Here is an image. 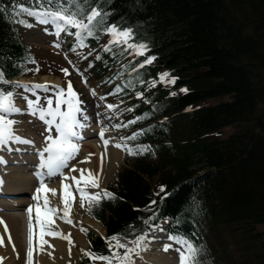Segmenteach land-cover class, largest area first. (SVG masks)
Segmentation results:
<instances>
[{
  "label": "trees",
  "instance_id": "obj_1",
  "mask_svg": "<svg viewBox=\"0 0 264 264\" xmlns=\"http://www.w3.org/2000/svg\"><path fill=\"white\" fill-rule=\"evenodd\" d=\"M63 6L80 19L91 9L102 13L81 58L93 75L108 70L107 80L122 78L115 97L141 95L128 105L127 125L142 124L131 132H141L132 148L151 149L120 167L111 184L115 199L102 198L92 216L124 244L170 217L172 234L197 247L198 264H264V0H64ZM34 7H48L47 0H0V70L8 77L21 74L28 57L13 21ZM110 26L131 30L144 55L110 43ZM230 124L239 127L209 137ZM87 233L92 253L110 255L108 241ZM78 264L100 262L84 256Z\"/></svg>",
  "mask_w": 264,
  "mask_h": 264
},
{
  "label": "snow or ice",
  "instance_id": "obj_2",
  "mask_svg": "<svg viewBox=\"0 0 264 264\" xmlns=\"http://www.w3.org/2000/svg\"><path fill=\"white\" fill-rule=\"evenodd\" d=\"M48 7H41L36 9H27L22 8L21 10L26 12L29 16H33L37 19L39 23L42 24H51L54 25L55 32L54 34L59 36L61 32H66L69 28L76 29L72 34L78 38L77 46L84 47V38L85 36H93L94 32L92 30L93 22L97 20L98 17L102 16V13L99 12L98 9H91L88 13L85 14L84 19H80L76 14L72 13L70 10H66L64 8V0H47ZM20 23H24L27 27H31V24H27L25 21H20ZM47 30V29H46ZM108 34H110L113 39L110 43H119L125 45L127 48L131 49L135 55H144L146 46L143 44H137L132 37L131 30H123L117 29L115 26H110L107 29ZM56 46L59 47V43H56ZM99 58V57H97ZM154 58H146L145 63H151ZM143 67V64L141 65ZM38 71V69H37ZM63 72L67 74V69H62ZM167 73L161 74L160 80L165 81ZM170 83H175V79L173 78ZM8 81L4 78V73L0 72V84H6ZM17 87L28 88L27 85H20L17 83ZM43 88L46 92L49 91L48 86L45 85H34L33 89ZM117 91H120V87L117 86ZM93 94H95L93 92ZM27 104V110L32 115H38L39 119L43 121L46 125L45 131L49 133L46 135L45 139L48 141L47 146L39 152L40 156V164L39 167L47 170V175L55 176L57 174L62 175V169L68 167V162L70 160L75 159L77 153L79 152V144L75 141H79L83 139L80 135V129L84 128L86 125L82 121H86L88 117L85 115L84 110L80 107L83 103L79 100L78 94L73 90L72 84L69 81L67 89L59 88L56 93L55 107H53V98L46 97V107L40 105V97L37 96L35 100L28 99L24 97ZM66 106V110H62L61 106ZM113 105H108V108H113ZM21 109L15 106L13 100V93L11 91H7L4 89H0V144H6L9 140H16L22 143H31V141L23 140L21 137L16 136L13 132V125L16 121L7 118V114L9 113H18ZM77 114H79V119L77 118ZM140 119L137 117L136 119L129 121L128 124H134L136 121ZM127 127L128 125H123ZM117 127H121V125H117ZM55 133V136L52 135ZM141 132L133 133L132 136L127 139H136ZM100 137H104L103 130L99 133ZM104 144L107 145L108 141L104 140ZM118 148H125L126 151L130 155H136L138 153L142 154L143 152L150 151V146H138L136 149L130 148L127 145L117 144ZM91 155V154H89ZM0 162H3L0 160ZM72 171H80L81 177L80 179L75 180L76 183V191L81 196V206L83 207L84 198L87 197L89 205L93 202L99 204L102 198L107 199H115L114 194L107 192V190H102L90 194L86 191L85 187H81V180H84L85 184L88 183L84 178L85 170H78L72 168ZM39 175V174H38ZM64 179H68V177H64ZM92 187H99L98 183L95 181L92 182ZM65 189H69L70 186L65 184ZM52 192L55 194V189H48L46 185L41 182V187L36 189L38 193L34 199L37 201V205H39L41 191ZM66 196H71V192H67ZM49 201L45 198L44 206L47 208ZM68 201L65 199V204L67 205ZM154 203V202H153ZM40 207H36V220L40 223L41 226V235H44L43 228L45 225L41 222L40 217ZM49 213H54L57 211L56 208H47ZM65 213V217H67V208L63 209ZM28 212V240H29V248L27 251V257L29 264H31L32 258V248L31 243L33 239V231H32V213L33 208L31 206L27 209ZM71 223V220L67 221ZM0 223H4L2 219H0ZM5 230H7V226L5 225ZM82 231H86V229H81ZM48 235L56 236L61 235L55 232H48ZM64 239H70V237H64ZM108 240V248L113 250L110 252V255H100L96 256L92 252L84 251V255L91 260H101L105 261L106 264H112V261L118 260L120 264H130V253L135 251V249H128L127 245L120 242V238L118 236H113L111 238H106ZM140 239L138 238L135 242L137 246L140 244ZM170 239L176 241V243L181 245V248H178L177 251L180 253V264H196L195 256L198 252L197 247L194 243L186 238H178L175 236L170 237ZM113 241L115 243H113ZM169 246L165 247L167 251ZM124 248L126 251L123 255H119L115 249Z\"/></svg>",
  "mask_w": 264,
  "mask_h": 264
},
{
  "label": "rangeland",
  "instance_id": "obj_3",
  "mask_svg": "<svg viewBox=\"0 0 264 264\" xmlns=\"http://www.w3.org/2000/svg\"><path fill=\"white\" fill-rule=\"evenodd\" d=\"M36 24H33V25L31 24L32 25L31 27H22L20 29V31L23 33V37L27 42H29L31 44L35 43L38 46L37 48L40 47V51L42 52V55L46 58V60L48 62L45 65V68L51 67L55 70V72H57V74L46 73L43 75H37L34 77L24 78V80L26 81L27 84H30V85L37 83L38 81L44 82L43 79L51 81V82H57V81L62 80V82H63L62 84H65V82H67V81L69 83V81H70L72 84L73 90H75V92H77L79 99L83 102L80 105V107L84 110L85 115L88 117V119L86 121H82L86 126L82 129H80V135L85 136L88 134H92L93 132H95L96 130H99V129L103 130V132H104L103 138H100L99 135H97L96 137L94 136L95 138H97V140L96 139L94 140L95 144H92V142L91 143L90 142L89 143H81V141H83V140L75 141L81 147V148L80 147L79 148H80V150H82V153L85 152L84 154H88V155L91 154L90 155L91 159L88 160V162L84 163L85 165H83L82 167L80 166V168H79V166H77V168H75V169L85 170L84 171V178H85V180L88 181V183L85 184L84 180H81L80 186L85 187L86 191L88 193L93 194L95 192L103 190L106 186H108V184L114 178L113 175L115 173L114 172L115 167L124 164V162H125L124 156L125 155H123V147H121V148L116 147L117 144L124 145V140L122 138L121 133L113 128V122H112L113 119L110 118V115H109V114H111V112L108 111L109 103L103 97L102 89L97 86L96 80H93V82H91V80L89 78H87L86 75H82V74H84V69L81 65L76 63L77 56L73 53H67L65 55L66 48L64 46L59 47L58 49H51V45L56 46L57 42L62 43L61 42V35L62 34L59 36H56V35H54V30H50V29L45 30L44 26L42 27V25H40L37 22H36ZM53 36H54V38H53ZM51 38L54 39L53 40L54 42L50 44ZM60 43H59V46H60ZM67 56H70V59L72 62L75 60V62H73V64H72V62L70 63L71 66L72 65L74 66V67L72 66V68H73L72 70L69 69L70 65L68 64L69 61H68ZM64 67L68 68V71L66 74L68 80L64 77V73L62 72V69ZM58 71L61 73H59ZM37 84H39V83H37ZM50 84H52V83L47 82V86L49 88V91L46 92L43 88H41V92L45 96V98L46 97L53 98V107H55L56 93H57L59 88H57L56 86H49ZM25 92H28V91L26 90V88H23L13 95V97H14L13 100H14L15 106H18V108H20L22 110L21 112L18 113V115L20 116L19 120L13 125V132H14V134H16V136L25 135L27 137H30V138L36 140L41 145V147L44 148L47 146V143H48V141L45 139V137L49 133H47L45 131L46 125L43 121H41L39 119V116L38 115H32L31 113L28 112L27 107L25 106L24 101H23L24 100L23 95ZM93 92L95 94H93ZM213 99L214 100H212V101H215L218 98H213ZM44 101H45V99H44ZM40 105L46 107V104L40 103ZM61 108H62V110H66V106H64V105H62ZM13 114L16 115V113H13ZM79 118L80 117L78 116V119ZM115 120H116V118H115ZM238 127H239L238 124H230V125L224 126L222 128L215 130L214 132L210 133L209 137L228 136L232 132L236 131L238 129ZM52 135H53V133H52ZM104 140L108 141L107 145L104 144ZM14 141H16V140H14ZM111 146H113V147H111ZM115 150H117V151H115ZM5 152H6V154L10 153L8 150H5ZM21 155L24 157V156H27L28 153H27V151H24L22 154H20V156ZM20 165H25V164L13 162V164H11L9 168L10 169H16ZM29 166H30V163H29ZM105 170H109L108 171L109 173L107 174V172ZM74 174L76 176L75 177L76 179H80V177H81L80 171H74ZM97 176H98V178H97ZM93 181L98 183L99 187H97V188L92 187ZM68 185L70 186V183ZM71 185H72L71 186L72 191H71L70 198L67 200V201H69L67 203V206L68 207L70 206V208L73 209L72 215L70 216V218L63 219V220L59 219V217H57V213H55V212L52 213V215H53L54 219H56V221H61V223L64 224L63 227L60 229L61 233H63V229L66 227V224L67 225L72 224V222H73L75 224V225L73 224V226H72V227L75 226L73 229L74 230L76 229L75 231H78L79 236L82 237L86 243L84 247H80L79 245L77 246L76 243L74 244V249L70 247V249L74 253V255L71 254V259L67 264H76L78 262V260L80 259L81 255L84 254L82 252V250L88 251V248H87L88 243L86 242V237L84 236V234L82 233L81 228H80L81 226H83L85 224H84V222L80 221L79 219L87 218V216L85 215L86 214L85 210H86V207H87L89 202H88L87 197H85L84 201H83V207H82L81 206V196L76 191L75 180L71 181ZM32 186L33 185H31V187ZM46 187H49V186H46ZM57 187H58V185L56 183V186H54V188L56 190L55 194H53L52 192H47V191L40 192V194H39L40 195V201H39L38 206L40 207L41 211L45 210V206H44L45 198L44 197H46V199L49 201L48 206H51V205L56 204V203H58L60 205V203H62L61 200H59V191H57ZM49 188L52 189L51 187H49ZM27 194H28V192L25 194V196H27ZM33 211L35 214L34 219H36V212H35V210H33ZM49 214H51V213H47V215H49ZM63 215H65V213H63ZM53 217H49V218L52 219ZM60 217H62V216H60ZM57 218H58V220H57ZM68 220H71V223H68L67 222ZM48 224L49 223H46V226H50ZM23 227H24V225L22 226L21 230L23 229ZM72 227H70V228H72ZM162 227H165V226L162 225ZM95 231H97V230H95ZM67 232L69 233V235L67 233H65L64 237L70 236L72 231L69 230ZM99 233H101V232H99ZM104 233H105V230H104ZM151 233H152V229L148 232V234H146V236L142 240L143 243H145V240H146L145 244L147 245L146 250L148 252L150 251V249H154V248L157 249L159 247H162L161 251L163 252V254L172 255L177 260L180 258V253L177 251L179 246L177 244L168 243L166 239H161V241L159 242L158 240H160V239H157L155 237L152 238ZM154 234L157 235V233H154ZM22 235H23V233H22ZM221 236H224L225 240H228V236H230V232L224 233V234L222 233ZM150 238H151V240H150ZM158 238H161V237H158ZM216 239H217L216 241L220 242L221 241L220 235H219V237L217 236ZM74 240H75V238H74ZM154 242H155V244H154ZM50 243H52V241ZM169 245H170V247L166 251L165 247L169 246ZM75 246L77 247V250H76ZM16 250L17 251L20 250V252H25V250L22 248V246L20 249L16 248ZM141 251L142 250H140V252H138L136 254V259H138V257L142 254ZM39 255L40 254L37 253V254H35L34 257H38ZM148 255L154 256L155 258L159 256V254H157L155 252H153V254H152V252H150L148 254H144L142 259L139 261L138 264H142L145 257ZM17 257H16V259H17ZM2 258H3V261H6V257L2 256ZM75 258H76V261L74 262ZM177 260H176V262H177ZM27 262H29V261H27Z\"/></svg>",
  "mask_w": 264,
  "mask_h": 264
},
{
  "label": "bare ground",
  "instance_id": "obj_4",
  "mask_svg": "<svg viewBox=\"0 0 264 264\" xmlns=\"http://www.w3.org/2000/svg\"><path fill=\"white\" fill-rule=\"evenodd\" d=\"M92 136L93 135L90 134L88 139H86L82 142H84V143H89V142L91 143L92 142V144H95V141H94L95 137L93 139ZM111 147H113V146H111ZM13 148H15V147H13ZM32 150H36V149H32V148L29 149L28 148L27 150H25L28 153L27 156L23 157L22 155L21 156L16 155V156H20V158H17L20 161L16 160V158L13 161V162L22 163L25 165H20L16 169H10V168L6 169V172L4 174V178L6 179V187H7L8 191H10V194L11 195L13 194L12 195L13 197L7 199V201H11V202L6 203L5 208H7V209L18 210V208H20V206H21V203H19L20 200H17L14 195L20 194L21 192L27 193V191H29V190L31 191V189H32L31 185L36 183L35 181H38L37 179H35V176L31 175V173H29V171H28L30 169V166L33 163H35V162L40 163L39 153H36L37 151L32 152ZM115 151H117V150H115ZM10 155H12L11 152L9 154L0 153V158H4V159H6V161H8V160L11 161L12 158L10 157ZM29 163H30V166H29ZM105 171L107 172V174L109 173L108 172L109 170H105ZM39 173H41V174L43 173L42 168H39ZM97 178H98V176H97ZM67 184H69L68 181H67ZM48 186L51 187L52 189H55L54 186H56V183L55 184L52 183ZM49 187H47V188H49ZM41 192H43V190ZM3 195H8V194L0 192V200H4ZM21 199L26 200L29 198L27 196H23V198H21ZM50 215H51V217H53L52 213ZM34 216H35V214L33 211L32 219L36 221V219H34ZM40 217H41V222L45 225V227L43 228L44 235L43 236L41 235V227H40V233L38 235H35L34 236L35 238L33 237V240H35V241H42V243H39L38 246H36V248H35V251H38V253H40V256L37 259L38 264H67L71 259V254L74 255V253L71 251L70 247L74 249L75 243L77 246L79 245L80 247H84L86 244L84 239L79 236L78 231H75L76 229L74 230L73 228H70L66 224V227L63 229V232H64V234L67 233L69 235V233L67 231L71 230L72 231L71 235L68 236V237H70V239H64V238L60 237V241L58 243H52V245H49L48 243L50 241H52V239L55 238V236L48 235L45 233V231L48 230L47 227H52L53 232L58 233V231L63 227L64 224L58 222L57 226L56 225L54 227L52 225L46 226V223H45L46 221L42 218L41 214H40ZM23 218H24V216L21 215L19 211H16L13 213L0 212V219H2L4 222V223H0V226L3 229H5V225H6L7 226L6 231L8 232V233L0 235V245L5 246L3 248L4 254L5 255L8 254L7 255V259H8L7 262L6 263L0 262V264H23V263L27 262V260H28L27 254H26L25 261L23 262L22 257L19 258L16 256L19 253H18V251H16L14 249L15 245L17 247L22 246V248H23V246H25V244H24L25 242L23 240V235H22L23 229L21 230L22 226L24 225L23 224ZM27 218H28V212H27ZM80 221L86 222L88 225L92 226L95 230H97V232H101V233L104 232L101 224H98L95 221H91L89 218L81 219ZM28 222H29V219H28ZM53 222H55V220H53ZM163 230H165V227H162L160 225L152 227L151 237L152 238L155 237L157 239H162V238H158V237L163 236ZM154 233H157V235H155ZM74 238H75V240H74ZM150 240H151V238H150ZM155 242H154V244H155ZM145 243H146V240H145ZM11 248L14 249L15 252ZM76 250H77V247H76ZM0 251L3 254L2 250H0ZM33 252H34V249H32V253ZM154 252L157 253V251H154ZM16 257H17V259H16ZM2 260H3V258H2ZM142 264H178V263L176 262V260L173 256L160 255L159 254V256L156 258L154 256H150V255L146 256Z\"/></svg>",
  "mask_w": 264,
  "mask_h": 264
}]
</instances>
